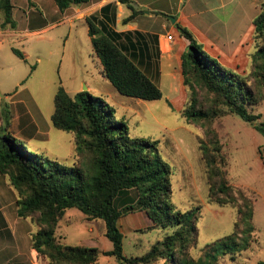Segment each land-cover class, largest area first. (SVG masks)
<instances>
[{"label":"trees","instance_id":"obj_1","mask_svg":"<svg viewBox=\"0 0 264 264\" xmlns=\"http://www.w3.org/2000/svg\"><path fill=\"white\" fill-rule=\"evenodd\" d=\"M53 1L63 9L85 0ZM128 6L130 12L125 19L137 12ZM0 10V26L12 27L10 0H0ZM85 20L92 50L100 61V72L114 88L136 98H160L159 87L111 37L100 32L94 16H87ZM252 24L253 49L249 53L248 70L241 74L220 64L186 26L175 22L178 32L187 39L180 54L186 100L178 112L185 121H198L204 127V137L196 135V141L206 173L207 200L235 206L240 218L250 216L251 199L241 185L228 180L227 156L210 122L215 116L233 112L264 131V122H256L259 114L250 110L264 96V0H260ZM12 50L22 56L17 48ZM9 116L4 105L0 109L3 120L0 122V172L8 175L16 189V213L27 216L36 225L30 235L32 248L50 264L97 262L100 252L97 246L65 242L55 230L65 210L72 206L87 218L103 221L104 235L111 241V247L102 252L114 254L122 264L145 263L157 257L163 258L165 264H204V258L213 255L221 242L237 245L238 223L234 221L230 233L203 245L204 258L189 254V248L196 242L199 205L181 210L173 204L171 170L158 153V140L130 135L126 121L114 115L113 106L102 96L87 89L69 95L60 84L55 88L49 118L54 127L72 133L75 160L71 164L28 150L8 132ZM135 210H141L152 225L170 229L142 254L127 257L121 251L122 233L117 219ZM258 263L264 264V261Z\"/></svg>","mask_w":264,"mask_h":264},{"label":"rangeland","instance_id":"obj_2","mask_svg":"<svg viewBox=\"0 0 264 264\" xmlns=\"http://www.w3.org/2000/svg\"><path fill=\"white\" fill-rule=\"evenodd\" d=\"M64 32L65 25L56 24L33 33L23 32L0 47V72L1 68L9 66L19 73L18 82L13 88L17 89V96L27 102L31 112L41 115L43 127L44 120L51 125L49 114L58 84L70 91L73 88L86 89L79 77L81 73L86 74L91 84L100 83L98 56L90 48L81 49L77 54L64 49ZM12 46L19 49L23 57L15 53ZM81 57L89 68L87 71L81 65ZM143 100L146 105L141 106L138 113H129L123 119L130 135L158 140V153L171 170L170 198L173 204L181 210L199 205L196 242L189 248V254L204 258L201 254L203 245L230 233L234 228V221H237V245L234 246L229 241L221 242L213 255L204 258V264H260L258 261H264V131L233 112L215 116L210 122L222 144V151L227 156L228 180L241 185L251 199L250 216L240 218L235 206L207 200L206 173L196 141V135L204 137V127L198 121H185L179 112L169 108L168 103L161 102L159 98ZM119 109L115 113L117 118L120 117ZM250 110L259 114L256 122H264V96ZM51 127L52 130L46 137H37L31 141L21 137L23 144L28 150L71 164L75 160L71 131ZM66 212L70 215L69 220L61 219L60 224L55 227L56 232H64L69 243H91L87 236L93 234V243L100 250L96 264H122L114 254L102 252L111 247V241L104 235V224L100 218L82 219L79 217L82 212L73 206L67 208ZM133 213L130 211L122 220H117L118 227L123 231L121 251L127 257L143 253L170 229L146 224ZM91 222L92 232L86 229ZM135 223L139 229L129 230L130 224L136 226ZM154 261V264H165L161 257Z\"/></svg>","mask_w":264,"mask_h":264},{"label":"crops","instance_id":"obj_3","mask_svg":"<svg viewBox=\"0 0 264 264\" xmlns=\"http://www.w3.org/2000/svg\"><path fill=\"white\" fill-rule=\"evenodd\" d=\"M259 2L260 0H85L59 9L53 0H10L14 25L0 26V47L23 32L33 33L56 24H64V49L76 54L81 49L92 50L85 20L92 15L100 32L111 37L118 48L159 87L161 102H167L169 108L178 112L186 100L180 54L186 47L187 39L178 32L175 22L186 26L202 48L220 64L242 74L248 70L249 53L253 49L252 18L258 11L256 7ZM128 5L137 12L125 19L130 12ZM1 21L0 10V23ZM167 34H170L169 38ZM80 62L84 71H87L89 68L86 67L85 59L81 57ZM98 62L100 83L91 84L86 74L81 73L79 77L83 86L111 104L114 115L118 107L122 118L129 113H138L139 108L146 105V101L121 95L101 74L99 58ZM18 79L19 73L13 68H1L0 109L5 105L9 110L7 130L22 143V138L31 141L37 137H46L53 125L44 120L43 127L41 115L31 112L27 102L17 96V89L13 87ZM64 89L69 95L79 90ZM0 122H3L2 118ZM16 197V189L10 183L8 175L0 172V264H50L32 248L30 235L36 225L27 216L16 213ZM66 210L61 218L64 221H68L70 216ZM133 212L141 217L140 220L151 224L141 210ZM128 213L120 215L117 220H122ZM79 217L92 220L84 213ZM59 221L57 225L60 224ZM118 228L122 233V229ZM137 228V224H130L129 230ZM86 229L92 232L93 223L87 225ZM58 234L67 242L64 232ZM87 239L92 242H78L95 245V235L89 234ZM154 260L141 264H154Z\"/></svg>","mask_w":264,"mask_h":264},{"label":"built area","instance_id":"obj_4","mask_svg":"<svg viewBox=\"0 0 264 264\" xmlns=\"http://www.w3.org/2000/svg\"><path fill=\"white\" fill-rule=\"evenodd\" d=\"M166 36L169 38L170 37V34H167Z\"/></svg>","mask_w":264,"mask_h":264},{"label":"water","instance_id":"obj_5","mask_svg":"<svg viewBox=\"0 0 264 264\" xmlns=\"http://www.w3.org/2000/svg\"><path fill=\"white\" fill-rule=\"evenodd\" d=\"M171 19H172V17H171ZM84 87V86H83ZM83 89V88H82Z\"/></svg>","mask_w":264,"mask_h":264}]
</instances>
